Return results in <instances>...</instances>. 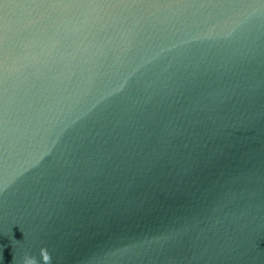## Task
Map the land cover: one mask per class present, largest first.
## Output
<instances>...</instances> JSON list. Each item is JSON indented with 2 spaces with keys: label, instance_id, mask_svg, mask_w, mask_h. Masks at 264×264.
Masks as SVG:
<instances>
[{
  "label": "water",
  "instance_id": "water-1",
  "mask_svg": "<svg viewBox=\"0 0 264 264\" xmlns=\"http://www.w3.org/2000/svg\"><path fill=\"white\" fill-rule=\"evenodd\" d=\"M0 264H264V0L0 3Z\"/></svg>",
  "mask_w": 264,
  "mask_h": 264
},
{
  "label": "snow or ice",
  "instance_id": "snow-or-ice-1",
  "mask_svg": "<svg viewBox=\"0 0 264 264\" xmlns=\"http://www.w3.org/2000/svg\"><path fill=\"white\" fill-rule=\"evenodd\" d=\"M4 2V0H0V3Z\"/></svg>",
  "mask_w": 264,
  "mask_h": 264
}]
</instances>
